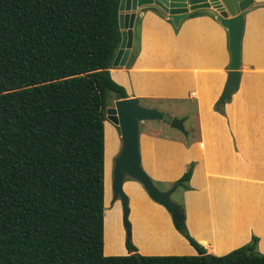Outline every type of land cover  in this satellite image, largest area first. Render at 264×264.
I'll use <instances>...</instances> for the list:
<instances>
[{
    "label": "trees",
    "instance_id": "16d2710c",
    "mask_svg": "<svg viewBox=\"0 0 264 264\" xmlns=\"http://www.w3.org/2000/svg\"><path fill=\"white\" fill-rule=\"evenodd\" d=\"M118 5L0 0V264H264L256 236L207 253L188 232L182 201L170 216L196 254L140 255L127 236L126 255H104L105 111L109 94L128 97L109 73ZM193 167L172 191L189 190Z\"/></svg>",
    "mask_w": 264,
    "mask_h": 264
},
{
    "label": "crops",
    "instance_id": "0c3cea01",
    "mask_svg": "<svg viewBox=\"0 0 264 264\" xmlns=\"http://www.w3.org/2000/svg\"><path fill=\"white\" fill-rule=\"evenodd\" d=\"M196 12L175 30L165 14L145 8L135 19L132 64L126 65L129 55L125 65L111 66L109 73L128 97L143 100L145 107L185 117L186 135L159 121L157 133L150 125L146 133L140 132L139 150L141 166L151 179L174 182L194 163L190 188L181 199L189 234L215 255L226 254L256 235L257 248L264 253V3L253 4L244 14L239 84L222 104L223 113L215 111L214 104L227 79V30L207 12ZM123 189L161 211L165 230L145 223L158 244L167 246L162 239L174 238L175 250L170 252L167 247L151 248L132 235L138 254H196L175 230L170 214L146 196L141 184L130 180ZM136 200L134 207L129 204L133 212ZM117 249L104 255L128 253L124 247L116 253L120 242Z\"/></svg>",
    "mask_w": 264,
    "mask_h": 264
},
{
    "label": "water",
    "instance_id": "95a60500",
    "mask_svg": "<svg viewBox=\"0 0 264 264\" xmlns=\"http://www.w3.org/2000/svg\"><path fill=\"white\" fill-rule=\"evenodd\" d=\"M264 3V0H119L118 25L121 41L114 56L112 66H123L130 55L134 41L135 19L145 8H152L166 15L174 27L196 11L207 12L227 30L230 61L223 91L215 102V107L229 100L239 84L241 66V39L244 26V14L253 4ZM105 117L119 128L122 142L121 149L114 160L111 189L113 199L119 200L123 209V222L130 237L128 222L129 198L123 189L126 178L139 182L148 197L162 205L171 215L177 211V203L171 198V189L159 190L153 180L141 166L139 150L140 123L158 120L184 135L185 117H175L156 108L145 107L139 99L127 97L114 100L113 106L106 108Z\"/></svg>",
    "mask_w": 264,
    "mask_h": 264
},
{
    "label": "rangeland",
    "instance_id": "374dc122",
    "mask_svg": "<svg viewBox=\"0 0 264 264\" xmlns=\"http://www.w3.org/2000/svg\"><path fill=\"white\" fill-rule=\"evenodd\" d=\"M107 102H108L107 107L113 106L114 99L112 98L111 94H109V96L107 98ZM139 102L141 105L145 106V102L143 100H141V101L139 100ZM148 122H150V123L148 124ZM157 122H159V121L158 120H148L146 122V124L141 123L140 127H139V131L141 133L142 132L146 133L147 132L146 131L147 126L150 125V129L156 132ZM105 125H106V161H105V164H106V201H105V205H104L105 206V212H104L105 244L103 243V252L104 251H106V252L111 251L112 252V251L118 250L117 245L120 242L121 249L118 252H116V253H120L124 249L127 250L126 245L123 242V238L127 237V229H126L125 224L123 222L122 206H121L119 200L113 199V193H112V189H111V181H112V169H113L114 160L117 157V155L121 149L122 142H121V138H120L119 128L116 125H114L112 122H110L107 118L104 120V128H105ZM180 136H182V135H180ZM104 147H105V145H104ZM104 158H105V156H104ZM155 164L157 165V162ZM130 180H133V179L126 178V180L123 184V187L125 186V183L129 182ZM152 180H153L154 184L158 187L159 190L170 189L168 187L171 186V184L173 183V181L164 182V181H160L158 179H153V178H152ZM177 191L178 192H174L173 194L171 193V198L175 202H176V200L181 202V199L183 198L184 191L182 189H178ZM145 194H146V192H145ZM126 195L128 198L130 197V200H131L129 202L130 206L134 207V205H133L134 201H135V199H137L136 200L137 204L135 205L136 211H134V212H133V210L131 211L130 206H129L128 222L131 225L130 226L131 236L134 235L135 239L138 242L145 240V242H147L151 248L165 249L167 247L168 251L173 252L175 250L174 249L175 246H172V244L174 242V238L172 237V235L171 236L168 235L166 239H162V240L167 241V246L165 245V242L158 244L156 236L154 237V235L152 234L155 232L151 233L149 229L145 228V223H146V224L152 225L157 230L159 229V231H160V229L165 230V228L167 226V222H166L165 218L163 217V215L161 214V211L155 209L154 207L148 206L149 204L147 203V201L145 200V202H143L140 196H135V195L133 196L132 193L130 194V196L127 193H126ZM146 196H148V195H146ZM150 200H152V199H150ZM143 207H144V209H143ZM129 217H131L132 222L129 220ZM147 217L149 220L145 221V219ZM147 222H151L152 224L147 223ZM123 231H125V233H123ZM145 231H146V233H145ZM252 236H256V235H252ZM252 236H251V238H252ZM256 237H258V236H256ZM251 238H250V240H251ZM103 240H104V238H103ZM130 240H132L131 237H130ZM258 241H259V237H258ZM258 241H257V244H258ZM262 241L264 243V235L262 236ZM247 243H245V244H247ZM132 244L135 246L134 242H132ZM104 245H105V250H104ZM123 247H124V249H123ZM257 250L259 251L258 248H257ZM178 251H182V248L179 247ZM106 252H104V253H106ZM259 252H261V251H259ZM110 254L114 255L115 253H110Z\"/></svg>",
    "mask_w": 264,
    "mask_h": 264
}]
</instances>
